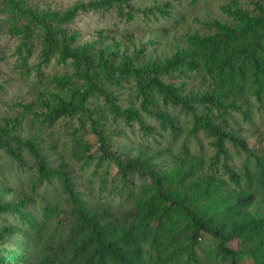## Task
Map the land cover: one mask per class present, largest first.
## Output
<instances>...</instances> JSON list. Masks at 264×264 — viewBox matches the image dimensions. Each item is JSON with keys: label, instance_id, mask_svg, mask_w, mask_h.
Listing matches in <instances>:
<instances>
[{"label": "trees", "instance_id": "obj_1", "mask_svg": "<svg viewBox=\"0 0 264 264\" xmlns=\"http://www.w3.org/2000/svg\"><path fill=\"white\" fill-rule=\"evenodd\" d=\"M47 1L0 0V264H264V0L164 55L203 0Z\"/></svg>", "mask_w": 264, "mask_h": 264}, {"label": "rangeland", "instance_id": "obj_2", "mask_svg": "<svg viewBox=\"0 0 264 264\" xmlns=\"http://www.w3.org/2000/svg\"><path fill=\"white\" fill-rule=\"evenodd\" d=\"M91 0H49L47 1V6H52V8H69L73 7L77 3H87ZM220 2H215V0H203L201 4L199 5L198 11L190 13L188 12L183 18V22L178 24L176 27H171L170 31H163L165 34V37H161V39L164 41V49L162 48L159 51L160 55H164L165 49L168 50L169 53H174V51L177 49L178 46H181L183 44V37L185 33L187 32H200L201 31V22H204L207 20L208 17L211 18H218L220 15ZM199 20V21H198ZM93 30V28H90ZM89 30V31H91ZM162 31H157V37L160 36ZM91 32H86V34H90ZM154 32L150 30H136L134 33H132V36L130 38L133 39V41H136V44L141 41L145 42L149 40L150 37H154ZM88 38V37H87ZM128 44V42H127ZM7 91L9 88H6ZM13 90L15 93H17L18 90L24 91L23 88L20 86H13ZM26 93V91H25ZM11 95V94H10ZM252 211L256 215H262L264 214V204L262 202L256 203L252 207Z\"/></svg>", "mask_w": 264, "mask_h": 264}]
</instances>
